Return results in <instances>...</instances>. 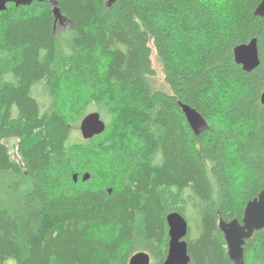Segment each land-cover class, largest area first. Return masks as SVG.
Segmentation results:
<instances>
[{"label": "trees", "instance_id": "obj_1", "mask_svg": "<svg viewBox=\"0 0 264 264\" xmlns=\"http://www.w3.org/2000/svg\"><path fill=\"white\" fill-rule=\"evenodd\" d=\"M262 1L57 0L62 34L50 0L0 13V264H164L173 212L189 264H234L220 220L264 191ZM252 39L248 73L234 49ZM180 102L209 129L196 136ZM94 111L105 132L73 142ZM244 255L264 264V230Z\"/></svg>", "mask_w": 264, "mask_h": 264}, {"label": "water", "instance_id": "obj_2", "mask_svg": "<svg viewBox=\"0 0 264 264\" xmlns=\"http://www.w3.org/2000/svg\"><path fill=\"white\" fill-rule=\"evenodd\" d=\"M35 0H0V13L7 10L9 4L16 7H27ZM42 2L43 0H36ZM54 6L53 14L56 23H62L65 18L58 9L57 0H50ZM116 0H108L107 6L112 7ZM255 16L264 18V0L255 11ZM234 58L238 65L242 66L245 72H252L260 65V55L257 39H252L249 44L238 46L234 49ZM264 104V94L261 99ZM187 122L196 136L201 135L209 129L204 117L188 105L179 103ZM107 127L100 113L94 111L84 117L79 125L83 140L88 141L96 136L102 135ZM90 175L86 174L83 181H88ZM169 227V248L164 264H189L188 244L186 237L189 232V224L184 216L173 212L167 217ZM220 230L224 234L228 248V254L234 264H246L244 246L246 241L251 239L255 232L264 230V191L259 196L248 202L245 207L242 221L233 220L225 222L220 220ZM129 264H152L151 256L146 252L135 254Z\"/></svg>", "mask_w": 264, "mask_h": 264}, {"label": "rangeland", "instance_id": "obj_3", "mask_svg": "<svg viewBox=\"0 0 264 264\" xmlns=\"http://www.w3.org/2000/svg\"><path fill=\"white\" fill-rule=\"evenodd\" d=\"M57 28H58L57 34L66 33L69 29V24L65 20H63L62 23L58 22ZM152 63H153V69L155 71V76L153 78V83H154L155 89H159V90H162L165 92H171L170 88L168 87V85L165 82L164 73L162 71L161 65L157 61L155 52H153V55H152ZM92 110H95V108ZM82 139L83 138H82V135L80 133V130L79 129L75 130L72 134L73 142H77V141H80ZM8 145L11 147L13 157L16 159L17 158L19 159L18 141L17 140H10Z\"/></svg>", "mask_w": 264, "mask_h": 264}, {"label": "flooded vegetation", "instance_id": "obj_4", "mask_svg": "<svg viewBox=\"0 0 264 264\" xmlns=\"http://www.w3.org/2000/svg\"><path fill=\"white\" fill-rule=\"evenodd\" d=\"M35 2H38V1L35 0L32 4H34ZM9 5H10V4H9ZM13 5H14V4H13ZM14 6H15V5H14ZM30 6H31V5H30Z\"/></svg>", "mask_w": 264, "mask_h": 264}]
</instances>
